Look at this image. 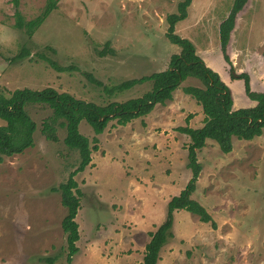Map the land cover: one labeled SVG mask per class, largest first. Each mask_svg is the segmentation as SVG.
Returning a JSON list of instances; mask_svg holds the SVG:
<instances>
[{"label": "rangeland", "instance_id": "rangeland-1", "mask_svg": "<svg viewBox=\"0 0 264 264\" xmlns=\"http://www.w3.org/2000/svg\"><path fill=\"white\" fill-rule=\"evenodd\" d=\"M181 2L59 0L58 8L30 37L15 27L11 0H0V93L54 88L101 106L143 97L153 83L108 94L90 77L111 90L166 71L171 57L181 53L167 38V19L178 13ZM233 3L195 0L187 18L191 20L176 33L192 39L203 58L208 47L221 45L220 24ZM46 4L47 0H20V11L31 21ZM236 22V50L246 48L248 57L231 52L234 70L237 75L252 73L251 83L264 87V0H249ZM107 45L113 52L100 56ZM24 49L30 55L19 59ZM42 56L68 70L57 71ZM221 58L219 51L204 61L213 70L209 64L224 67ZM226 72L230 75V66ZM242 82L229 86L236 109L243 105ZM185 87L202 84L188 79L172 101L127 126L112 121L99 136L81 124L80 131L92 146L93 139H99V150L75 177L83 195L77 217L78 253L72 264L143 263L151 234L166 220L168 203L192 177L190 140L178 129L203 126L205 115ZM28 112L38 125L35 147L0 162V264H47L41 259L56 256L57 264H67L62 229L67 210L52 189L68 180L80 157L64 144L65 130L59 129L58 142L42 134L44 121L52 116L49 108L35 105ZM233 144L230 154L212 141L198 153L203 171L193 197L217 228L187 211L176 212L174 237L162 249L158 264H264V134Z\"/></svg>", "mask_w": 264, "mask_h": 264}, {"label": "trees", "instance_id": "trees-1", "mask_svg": "<svg viewBox=\"0 0 264 264\" xmlns=\"http://www.w3.org/2000/svg\"><path fill=\"white\" fill-rule=\"evenodd\" d=\"M58 1L47 0L42 14L31 21H26L20 11V0H11L15 9V27L33 37L46 19L58 8ZM192 3L193 0H182L178 6V13L170 15L167 19L169 24L167 38L173 45L181 48V53L171 57L169 68L166 71L124 82L111 90L90 77L94 84L103 87L108 94L125 92L137 85L153 83V89L143 97L101 106L77 99L69 93H60L54 88L43 90L25 88L8 92V94L0 93V119L5 122L4 126H0V162L5 157L21 155L35 147L38 125L28 112V108L35 105L49 108L52 111V116L42 125V134L46 139L58 142V131L63 129L66 131L64 144L68 149L79 154L80 162L76 170L69 175L66 182L52 189V192L61 195V204L67 210V215L62 222V229L67 236V264H72L73 257L78 253L76 246L79 240L77 217L83 193L75 177L91 165L93 152L99 150L97 137L93 139L94 145L92 146L90 139L81 133L80 126L83 122L92 128L96 136H99L104 133L112 121H116L118 126H127L134 120L151 114L157 105H165L172 101L174 93L188 79H195L202 84L201 88L185 87L183 91L202 107L205 115L203 127L193 129L187 126L178 129L181 133L188 135L191 140L187 147V157L192 177L181 193L168 203L166 220L155 233L151 234V241L146 247L142 264L159 263L162 249L174 237L172 231L175 213L178 211H187L197 216L202 223H211L214 229L217 228V224L207 209L193 197L203 171V166L198 160V153L206 147L207 141L216 142L224 154H230L234 149V138L240 141H253L264 134V93L252 90L251 78L248 74L237 75L228 53L237 18L244 11L249 0H234L228 18L220 25L221 51L225 62L230 66L231 79L243 81L246 95L256 102L254 107L238 110L234 109L232 92L221 76L206 65L191 41L176 33L177 24L188 18ZM108 45L100 52V56L104 57L113 52ZM29 55L30 52L24 49L18 58L22 59ZM42 58L57 71L66 72L68 70L58 67L47 57L42 56ZM190 118L187 120L188 123ZM41 261L47 264H57L58 257H47Z\"/></svg>", "mask_w": 264, "mask_h": 264}, {"label": "crops", "instance_id": "crops-1", "mask_svg": "<svg viewBox=\"0 0 264 264\" xmlns=\"http://www.w3.org/2000/svg\"><path fill=\"white\" fill-rule=\"evenodd\" d=\"M193 2L195 3V0H193ZM194 3H192V8H193V5H194ZM190 7V8H191ZM190 14V13H189ZM189 17V16H188ZM188 20V21H187ZM187 20H184V21H182V22H179L178 24H177V26H176V31H178V29H177V27H179L181 24H185L186 22H188L189 23V20H191V18L190 19H187ZM197 21V20H196ZM222 24V23H221ZM220 24V25H221ZM236 26H237V22H236ZM235 26V29H234V31L232 32V35H231V40H230V43H229V46H228V53H229V55L231 54V52H233V51H235L236 50V47H235V34H236V29H237V27ZM219 36H220V33H219ZM190 40V39H189ZM192 40V39H191ZM190 40V41H191ZM192 42V41H191ZM246 50V48H244V49H241V50H239V51H237V52H239V53H243V55L244 56H246V57H248V53H247V51H245ZM219 51H221V45L219 46V48H216V46L214 45V46H210V47H208L207 48V51L202 55V56H204L203 58H205V59H203L202 57V59L203 60H206V57H207V60L209 61L210 60V58H211V55L212 54H214V53H216V52H218L219 53ZM222 52V51H221ZM224 58H221V61H222V66H224V67H222L221 68V66L220 65H214V64H209L211 67H214V71L215 72H217V73H219L220 74V76H221V78H222V80L228 85V86H230V87H232L233 86V82H237V81H241V80H232L231 79V77H230V75H228V73L226 72V70H227V68L229 67V65L228 64H226L225 62H224V60H223ZM211 62H214V61H212L211 60ZM206 63V62H205ZM215 63V62H214ZM233 63H234V60H233ZM218 64V63H217ZM225 68V69H224ZM250 71V70H249ZM238 74H241V73H238ZM250 76H252V73L250 74ZM251 78V77H250ZM242 82V81H241ZM243 83V90H242V87H241V91H240V96L239 97H242L243 98V105L242 106H240V108H238V109H241V108H251V107H254L255 105H256V102H253L252 100H250L247 96H246V93H245V87H244V82H242ZM260 84H261V82H260ZM251 87H253L252 88V90L254 91V92H257V93H264V87H261V85H259V87H257L256 85H255V83L253 82V80H252V83H251ZM233 96V95H232ZM233 99H234V109L235 110H238V109H236V105H235V97H233ZM203 126H201V127H198V128H193V129H200V128H202ZM191 128V127H190ZM188 136V135H187ZM189 137V136H188ZM189 140H190V137H189ZM234 140V142H235V140H237V141H240V140H238V139H236V138H234L233 139ZM210 141H212V140H208L207 141V144L210 142ZM190 142H191V140L189 141V144H190ZM212 142H214V141H212ZM233 142V143H234ZM215 144H217L216 142H215ZM218 145V144H217ZM189 146V145H188ZM188 156V155H187ZM181 193V192H180ZM179 193V194H180ZM178 194V195H179ZM177 195V196H178ZM151 241V240H150ZM149 244V243H148Z\"/></svg>", "mask_w": 264, "mask_h": 264}]
</instances>
